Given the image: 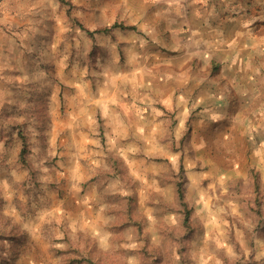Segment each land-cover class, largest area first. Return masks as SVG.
<instances>
[{
    "label": "rangeland",
    "instance_id": "obj_1",
    "mask_svg": "<svg viewBox=\"0 0 264 264\" xmlns=\"http://www.w3.org/2000/svg\"><path fill=\"white\" fill-rule=\"evenodd\" d=\"M62 1L0 0V264H264V91L194 105L87 32L118 0Z\"/></svg>",
    "mask_w": 264,
    "mask_h": 264
},
{
    "label": "crops",
    "instance_id": "obj_2",
    "mask_svg": "<svg viewBox=\"0 0 264 264\" xmlns=\"http://www.w3.org/2000/svg\"><path fill=\"white\" fill-rule=\"evenodd\" d=\"M118 3L130 11L127 24L136 26L128 36L136 39L130 52L143 58L138 67L141 73L159 72L167 79L173 75L182 87L197 92L196 97L192 94L194 105L195 101H212L211 91L215 83L219 84L214 73L221 77L220 88L237 91L239 101H262L264 0ZM135 32L143 35L135 38ZM156 59L164 63H158L155 72L149 63Z\"/></svg>",
    "mask_w": 264,
    "mask_h": 264
},
{
    "label": "trees",
    "instance_id": "obj_3",
    "mask_svg": "<svg viewBox=\"0 0 264 264\" xmlns=\"http://www.w3.org/2000/svg\"><path fill=\"white\" fill-rule=\"evenodd\" d=\"M62 1V0H61ZM63 2V1H62ZM121 29V30H126V29H134V28H129V27H126L125 25H119V24H114L112 25L110 28H105V29H98L96 31H87L91 36H93L94 34L96 33H109L111 32L113 29ZM184 191H183V188L182 186L180 185L179 188H178V196H179V199L181 200V203H182V206L184 208V221H183V224L185 226L186 229H190L191 228V214H192V211L191 209L188 207L186 201L184 200L185 196H184Z\"/></svg>",
    "mask_w": 264,
    "mask_h": 264
}]
</instances>
